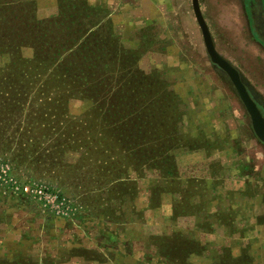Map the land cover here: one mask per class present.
<instances>
[{"label": "rangeland", "instance_id": "374dc122", "mask_svg": "<svg viewBox=\"0 0 264 264\" xmlns=\"http://www.w3.org/2000/svg\"><path fill=\"white\" fill-rule=\"evenodd\" d=\"M136 1L139 2L129 0L134 5ZM57 6L56 0H37V17L47 19L55 15ZM203 10L212 24L217 48L238 63L235 31L223 22L227 16H240L236 0H207ZM164 11L161 20H152L146 26L147 22L132 19V29L121 30V34L113 20L107 19L111 12L98 11V18H103L105 24L102 36L110 37L109 48H118L114 39L118 37L119 45L127 54L137 57V61L132 58L128 78L138 81L135 75L141 77L143 73L146 81L152 84L149 94L139 91L143 94L139 97L141 108L138 110L134 104L132 109L115 106V110L105 115L94 100L80 93L71 78L62 75L58 79L59 75L50 74L53 67L48 70L32 47L19 46L14 59L11 54L0 51V158L7 161L19 180L50 185L76 202L80 212L74 221L45 214L52 220L71 222V226L83 231L86 239L92 237L95 229V234H102L99 235L101 244L105 240L103 235L113 237V245L109 243L111 251L102 250L109 258L116 259V264H123L124 257H128L124 264H215L220 242L207 243L209 252L204 257L197 256L188 263L184 258L185 249L192 244L181 243L184 227L172 229L170 212L166 210L174 203L186 211L188 200L192 202L193 197L189 199L188 195L178 193V177L183 178L184 184L190 179V192L204 193L201 179L206 181V174H209L206 171H210L209 198L215 196L223 200V208L231 218L230 210L238 208L232 189L246 187L247 183L250 193L257 189L246 179L253 175L260 180L255 174L259 175L264 166V146L257 141L250 117L230 79L210 61L193 13L192 0L170 4ZM108 63L114 69L111 72L114 87L119 89L124 67ZM245 71L250 75L247 69ZM126 110H133V113L122 118L121 112ZM157 138L159 143L155 144ZM109 157H117L116 163L108 161ZM155 157L158 165L152 163ZM128 168L133 179L125 184L121 178L127 175ZM160 171L164 175L171 173L174 180L166 175L168 178L164 177V182ZM190 175L199 176L200 182ZM161 183L167 195L166 209H146V192L151 187L161 191ZM139 192H143L141 196ZM125 194L130 196L129 200H123ZM2 196L16 199L0 190V208L3 209ZM18 200L21 206L29 205L42 216L43 210L37 203ZM251 202L245 199L243 208L246 211L251 210ZM182 207L180 211L184 210ZM196 210L198 213L207 207L200 204ZM25 212H11L8 219L21 220ZM238 214L242 217L240 212ZM104 219L111 224L103 226ZM210 220L208 218V222ZM44 231L37 235L35 247L27 251L26 246V254L22 252L0 260H17L19 264H69L71 258L81 253L74 243L61 244L49 228ZM85 245L93 249L91 242ZM194 247L201 253L199 244ZM159 252L166 254L168 259L161 257ZM246 253L250 254L248 250ZM225 256L223 264H253L251 256L238 262Z\"/></svg>", "mask_w": 264, "mask_h": 264}, {"label": "crops", "instance_id": "0c3cea01", "mask_svg": "<svg viewBox=\"0 0 264 264\" xmlns=\"http://www.w3.org/2000/svg\"><path fill=\"white\" fill-rule=\"evenodd\" d=\"M56 1L58 4V8L56 10L57 13L47 19L57 18L60 15V1ZM82 1L99 11L101 10L106 13L111 12L112 15L108 16L107 19L113 20L119 34L123 33L122 31H130L132 29L130 22L132 19H135L137 22L140 21L139 23L145 21V23L147 22L145 24L146 26L151 24L152 20H161L163 18V14L165 13L164 10L168 8L170 4L174 6V4H184L185 2V0H139V2L136 1L138 3L134 5L133 3L130 4L129 0ZM206 1L207 0L201 2V9L213 38L214 34L212 24L206 18L203 10V3ZM137 5L140 7H135ZM236 5L240 10V16L238 18L227 16L228 19L224 18L223 22L228 28H231L232 31H235V58L239 60V62L234 63L229 56L227 57L220 52L216 46L214 38L213 41L221 56L229 61L240 72L242 80L250 91L252 97L258 105L264 109V0H236ZM137 47L138 46L136 45L135 48ZM245 69L249 71L250 75L245 71ZM257 141L264 146L258 138ZM116 158L117 157H109L108 161L113 160V162L116 163ZM123 161H125L124 157ZM124 167L126 168L125 164ZM129 168L127 169V175H124L123 178H121L125 184L126 182L130 183V180L133 179L131 175L132 172ZM155 172L158 173L159 170H155ZM206 172H209V174H206V181L201 179L204 182V185L202 186L204 193L190 192L192 190L190 187V185H192L190 179V182L188 181L185 182L187 184H184L181 180L183 178L178 177L179 181L177 184L180 188L178 193L188 195L189 199L190 196L193 197L192 202L188 200L186 211L182 206L176 204L174 205V203H171V207L166 209L164 201L166 200L165 197L167 195L163 189L164 183H161V191L157 192L152 187L148 192L145 191L146 194L148 193L145 208L150 210L165 208L170 212L169 216H171V218H169L172 229H176V226L184 227L182 232H185L188 235L181 232V243L188 246L192 244L191 247H187L185 249L184 258L187 263L197 256H206L209 252L207 243L212 245L216 242H220L221 247H219L220 250L216 252L217 258L215 260V264H223L222 262L226 259L225 254L236 262L243 261L248 256H251L253 258V264H264V179L262 178L264 176V166L259 175L255 174L260 178V180L253 175L250 179L249 177L246 179L247 182L249 180L252 181V188H257L255 191L252 189V192H249L248 183L246 184V187L240 186L239 188L232 189L234 190L235 196L234 202L238 208L233 211L230 210L232 214L231 218L228 210L223 208V200L219 201L215 196H210L209 198L211 190L208 188L210 186L207 183L211 180L212 174L210 171ZM160 173L162 177L161 179L165 182L164 177L166 179L168 178L167 173V176L161 171ZM204 176L205 175L201 178H204ZM172 178L174 180L175 176H172ZM191 178L200 182L198 181L200 178L199 176L194 175ZM213 192H215L214 189ZM142 193L143 192L140 194L139 192L140 196ZM173 194L179 198L177 193ZM129 197L130 196L125 194L123 200H129ZM245 199L252 200L250 207L251 210L246 211V209L243 208ZM4 201L6 202H4V209L0 208V258H11L22 252L23 254H26V246H28L27 251H29L30 248L35 247L36 245L33 243L37 240V235L41 234L44 229L49 228L50 232H54L53 234L59 237L60 241H62L61 244L68 245L70 243H74L77 248L76 250L81 251V253L76 254L73 258H71L69 264H116V259L109 258V254L104 253V250L106 249L108 252L111 251L109 243L113 245L114 239L110 235H103L102 238L105 240L103 241L104 244H101L102 239H100V236L102 234H95L96 229L92 230V237H87L86 239L83 231L75 229L76 226H73V224L71 226V222L52 220L50 217L46 216L42 210L41 216L39 212L34 211V209L30 208L29 205L21 206L18 199L4 198ZM184 201L185 198L181 200L180 204ZM200 204H203L205 208L207 207V210L198 211L197 213L196 209ZM191 205H193V208L190 207ZM9 206H11V208H9ZM181 207L184 209L183 211H180ZM18 210L26 211V214L23 215L21 220H18L17 217L14 220L8 219L11 216V212H17ZM123 212H125V216L128 215H126V209L124 208ZM239 212L242 217H238ZM233 214H237V216L234 218ZM200 216L204 217L203 220H200ZM208 218H211L209 222ZM201 222H203V225H201ZM110 224V221L108 222L107 219L102 221L103 226ZM86 225H88V223H86ZM112 225L115 224L112 223ZM123 226L129 227L128 224H124ZM88 228L89 227H87L86 230ZM75 233L77 235L74 236ZM174 234H176V231ZM166 235L167 237L173 236L172 234ZM166 235L161 236L166 237ZM219 237L220 240L218 239ZM90 239L94 240L92 241ZM65 241H69V243H66ZM88 242H91L93 249H88L85 245ZM195 244H199L202 251L205 249L203 254H201L202 251L201 253L196 252L194 247ZM58 246L59 243L56 247ZM65 248L66 250L68 249V247ZM247 250L250 254L246 253ZM90 253H92V255L88 257L87 254ZM159 254L164 259H168L166 254L162 255L160 252ZM127 259L128 257L123 258V264L128 262ZM9 261L13 260L9 259Z\"/></svg>", "mask_w": 264, "mask_h": 264}, {"label": "trees", "instance_id": "16d2710c", "mask_svg": "<svg viewBox=\"0 0 264 264\" xmlns=\"http://www.w3.org/2000/svg\"><path fill=\"white\" fill-rule=\"evenodd\" d=\"M36 1L0 0V51L11 54L14 59L15 49L19 46L32 47L43 59L44 65L47 64L48 70L53 67V70H49L50 74L59 75L58 79L62 75L66 79L71 78L78 85L80 93L94 100L105 115L115 110V106L132 109L134 104L135 110L140 109L141 92L149 94L152 84L146 81L147 77L143 73L141 77L135 75L138 81L128 78L132 58L137 61V57L133 53L127 54L124 47L119 45L118 37L112 36L118 48H109L110 37L102 36L105 24L103 18H98L99 10L82 0H59L60 15L53 19L39 20ZM107 59L115 67H124L119 89L114 87L111 74L114 69ZM121 113L124 118L133 110ZM158 143L159 138L155 140V144ZM156 158L152 163L158 165ZM167 175L172 176L171 173ZM0 264L19 263L17 260H0Z\"/></svg>", "mask_w": 264, "mask_h": 264}, {"label": "built area", "instance_id": "2783aa9c", "mask_svg": "<svg viewBox=\"0 0 264 264\" xmlns=\"http://www.w3.org/2000/svg\"><path fill=\"white\" fill-rule=\"evenodd\" d=\"M0 190L10 197L37 203L44 213L55 219L74 221L80 207L54 187L35 181H21L11 166L0 158Z\"/></svg>", "mask_w": 264, "mask_h": 264}, {"label": "water", "instance_id": "95a60500", "mask_svg": "<svg viewBox=\"0 0 264 264\" xmlns=\"http://www.w3.org/2000/svg\"><path fill=\"white\" fill-rule=\"evenodd\" d=\"M202 1L204 0H192V9L202 33L206 52L211 63L222 70L230 79L240 101L242 102L250 117L251 125L255 135L264 144V112L252 97L247 86L244 84L240 72L229 61L222 57L216 49L210 29L202 13Z\"/></svg>", "mask_w": 264, "mask_h": 264}]
</instances>
